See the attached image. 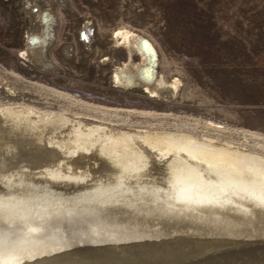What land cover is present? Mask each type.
Listing matches in <instances>:
<instances>
[{"label": "rangeland", "instance_id": "1", "mask_svg": "<svg viewBox=\"0 0 264 264\" xmlns=\"http://www.w3.org/2000/svg\"><path fill=\"white\" fill-rule=\"evenodd\" d=\"M121 30L145 38L154 47L157 81L167 86L159 95L150 98L141 88L124 89L114 83V73L124 63L141 61L139 53L130 54L119 40ZM33 37L43 39V47L41 40L32 45ZM0 109H30L45 120L63 117L71 124L59 132L62 138L73 136L72 123L80 120L138 140L145 133L181 132L209 143L210 149L215 145L237 149L264 164V0H0ZM1 154L0 193H4L19 160L8 152ZM164 168L155 163L145 173L163 174ZM26 173L18 185L22 193L40 195L39 207L33 202L30 211L40 206L58 209L50 205V196H63L58 198L62 201L79 194L44 188L33 182L31 171ZM165 189L162 197L170 192ZM171 199L167 202L173 206L177 201ZM47 209L41 219L50 212ZM75 228L68 226L64 232ZM152 241L143 259L157 264L170 248ZM262 241L205 248L200 257L251 247L250 255L264 259V250L255 247ZM236 264L254 263L242 259Z\"/></svg>", "mask_w": 264, "mask_h": 264}, {"label": "bare ground", "instance_id": "2", "mask_svg": "<svg viewBox=\"0 0 264 264\" xmlns=\"http://www.w3.org/2000/svg\"><path fill=\"white\" fill-rule=\"evenodd\" d=\"M118 36L141 61L124 63L115 71L114 83L141 88L150 98L159 95L167 86L157 81L154 47L128 30ZM36 40L43 47L44 40L37 37L30 39L32 45ZM19 58L26 61L24 54ZM48 119L30 109H0V154L19 160L10 173V188L0 193V264H151L142 253L155 243L152 240L171 250L157 264H236L242 259L264 264L263 258L250 255L251 247L200 257L205 248L264 240V164L253 155L212 144L210 149L209 143L181 132L145 133L138 140L81 120L72 123L73 136L62 138L60 131L71 121ZM153 163L166 166L164 172L160 169L163 174L145 173ZM25 171L44 188L79 194L71 199L66 194L68 199L62 201L58 198L63 196H50V205L58 209L46 208L50 212L41 219L46 209L30 211L33 202L40 205V195L22 193L18 186ZM87 184L90 188H84ZM164 186L170 192L162 197ZM133 194L137 196L130 198ZM170 197L177 201L173 206L168 204ZM68 226L76 228L65 233ZM149 232L159 236L152 239ZM255 247L264 250V242ZM136 249L138 253L132 252Z\"/></svg>", "mask_w": 264, "mask_h": 264}, {"label": "snow or ice", "instance_id": "3", "mask_svg": "<svg viewBox=\"0 0 264 264\" xmlns=\"http://www.w3.org/2000/svg\"><path fill=\"white\" fill-rule=\"evenodd\" d=\"M0 236H2V233H0Z\"/></svg>", "mask_w": 264, "mask_h": 264}]
</instances>
